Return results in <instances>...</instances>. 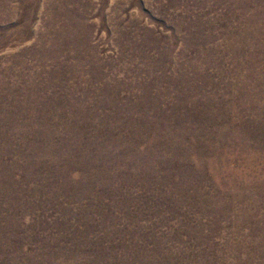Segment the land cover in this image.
<instances>
[{"label":"rangeland","instance_id":"rangeland-1","mask_svg":"<svg viewBox=\"0 0 264 264\" xmlns=\"http://www.w3.org/2000/svg\"><path fill=\"white\" fill-rule=\"evenodd\" d=\"M0 264H264V0H0Z\"/></svg>","mask_w":264,"mask_h":264}]
</instances>
